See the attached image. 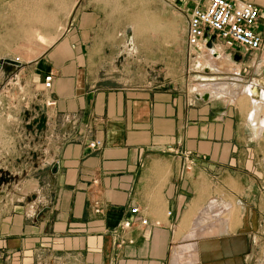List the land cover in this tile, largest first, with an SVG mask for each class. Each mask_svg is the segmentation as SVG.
Returning <instances> with one entry per match:
<instances>
[{
	"label": "crops",
	"instance_id": "0c3cea01",
	"mask_svg": "<svg viewBox=\"0 0 264 264\" xmlns=\"http://www.w3.org/2000/svg\"><path fill=\"white\" fill-rule=\"evenodd\" d=\"M243 1L264 11V0ZM88 6L22 67L33 70L26 96L42 115L35 134L49 145L40 167L47 197L32 225L23 215L6 218L5 237H16L19 255L49 264H250L264 221V73L250 82L240 70L260 66L217 43L222 57L208 68L187 58L185 41L195 70L232 77H215L201 95L182 81L126 83L117 79V26ZM219 61L238 73L212 68ZM227 80L255 86L259 98L249 88L242 101ZM133 207L136 223L122 229Z\"/></svg>",
	"mask_w": 264,
	"mask_h": 264
},
{
	"label": "rangeland",
	"instance_id": "374dc122",
	"mask_svg": "<svg viewBox=\"0 0 264 264\" xmlns=\"http://www.w3.org/2000/svg\"><path fill=\"white\" fill-rule=\"evenodd\" d=\"M196 1L0 0V264H49L45 257L33 261L32 256L19 255L16 237H5L6 218L23 215L32 225L47 197V175L41 174L40 167L49 145L35 134L42 115L30 98L28 103L26 95L32 94L35 87L33 70L22 71V67L29 66L24 63L39 58L62 36L79 6L97 5L106 15L104 23L117 26V79L135 86L146 85L150 79L155 83L182 81L187 90L201 95L207 91L202 85L209 87L215 77L232 75L199 73L185 60L187 17ZM205 56L202 66H208L206 62L211 60ZM5 59L21 65L2 63ZM252 59L253 55L245 57ZM215 66H222L224 72H238L223 61L212 68ZM260 68L247 66L250 82L257 81V72L264 73V67ZM226 83L241 100L250 101L246 92L255 86L239 87L236 81L228 80ZM12 226L10 233L15 236L17 223L12 222ZM258 227L250 264H264V221ZM29 243L33 245L32 240Z\"/></svg>",
	"mask_w": 264,
	"mask_h": 264
},
{
	"label": "built area",
	"instance_id": "2783aa9c",
	"mask_svg": "<svg viewBox=\"0 0 264 264\" xmlns=\"http://www.w3.org/2000/svg\"><path fill=\"white\" fill-rule=\"evenodd\" d=\"M208 34L206 37L205 34ZM214 36L212 47H207L210 37ZM222 44L230 51V55L245 58L254 56L255 66L264 67V11L250 1L243 0H198L192 6L187 17L186 44L187 58L190 61L204 59L209 54L215 60L222 57L215 45ZM247 67L243 69L247 73ZM238 73V72H237ZM53 76L51 73L43 78V89L51 88ZM99 142L89 144L97 148ZM139 213L137 207L130 208L120 223L122 229L134 226L135 216ZM170 215V212L167 213ZM146 220L140 221L141 225Z\"/></svg>",
	"mask_w": 264,
	"mask_h": 264
},
{
	"label": "bare ground",
	"instance_id": "6f19581e",
	"mask_svg": "<svg viewBox=\"0 0 264 264\" xmlns=\"http://www.w3.org/2000/svg\"><path fill=\"white\" fill-rule=\"evenodd\" d=\"M209 55V54H208ZM208 55H207V57H208ZM209 57H211V56H209ZM211 60L210 61H208V62H206L207 64H208V66H210V64L211 63H213L215 60L211 57L210 58ZM214 64H216V63H214ZM207 66V67H208ZM211 84V83H210ZM201 88H203V89H205V90H211L210 89V86L208 87V85H202L201 86ZM211 92V91H210ZM249 93H250V96H252L253 98H259V96H260V91H259V93L257 92V91H255L254 89H252V88H250L249 89ZM263 97V99H264V95H262ZM209 97V96H208ZM200 98H202V96H200ZM252 100V99H251ZM234 216V215H233ZM231 218H232V216H231ZM199 231H200V233L198 234V235H201L202 233H203V231H204V229H199ZM198 235H192L193 237L194 236H198ZM192 236H190V237H192ZM179 249H180V247L178 246L177 248H176V252H178L179 251ZM182 249V248H181ZM180 249V250H181ZM187 249L190 251V252H192L193 254L195 253V250H196V245L195 244H191L190 246H188L187 247Z\"/></svg>",
	"mask_w": 264,
	"mask_h": 264
},
{
	"label": "water",
	"instance_id": "95a60500",
	"mask_svg": "<svg viewBox=\"0 0 264 264\" xmlns=\"http://www.w3.org/2000/svg\"><path fill=\"white\" fill-rule=\"evenodd\" d=\"M205 36L207 37L208 36V34L206 33L205 34ZM215 42V38H214V36H211L210 37V41L207 43V47H212V44ZM237 58V57H236ZM2 63H6V64H10V65H14V66H16V67H19L21 64L20 63H17L16 61H12V60H8V59H5V60H3V62ZM203 99H208V94H205L204 96H203ZM53 172H55V168L53 169Z\"/></svg>",
	"mask_w": 264,
	"mask_h": 264
}]
</instances>
